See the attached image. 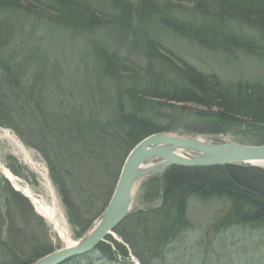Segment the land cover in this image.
Here are the masks:
<instances>
[{"label":"rangeland","instance_id":"1","mask_svg":"<svg viewBox=\"0 0 264 264\" xmlns=\"http://www.w3.org/2000/svg\"><path fill=\"white\" fill-rule=\"evenodd\" d=\"M156 1L158 4L152 5L151 9H158V16L144 18L143 13L140 16L134 13L131 20L123 12H116V9L100 4L102 13L98 26L87 20L73 21L67 15L61 17L59 12L51 9L49 1L8 0L10 6L3 7L0 4V21L9 26L3 37L5 41L2 39L3 42L0 43L3 64V70L0 65V80L15 78L20 80V85L37 86L33 91L42 95L40 105L44 115H47L45 118H48V130L65 128L67 120L81 124L85 122L82 127L89 128L93 127L94 123L89 125L92 120L113 124L121 113H131L152 120L156 127L164 129L161 132L176 136L200 135L203 141L216 143V140L204 136L207 133L190 130L197 127V123L193 121L194 111L196 114L208 111L207 108L170 100L183 92L179 75L171 67V63L177 67H183L186 63L205 76L214 75L225 88H232L237 83L257 86V83L264 80V30L230 19L231 21H226L230 33L239 36V42L243 36L252 44L249 46L243 41L244 45L241 46L224 47L220 42L224 34H221L218 25L214 24L215 31L210 28L217 10L215 3L210 4V0H205L206 4L204 0ZM86 14L88 13L85 12V16ZM240 15L250 18L256 16L251 11ZM210 19V22L207 21ZM183 24L182 27L178 26ZM147 43L157 46L164 57L171 61L170 65L163 67L159 62H150L146 53L150 52L151 47L146 46ZM6 65L10 69L8 75H5ZM3 87L2 84L1 89ZM156 93L163 98L151 96ZM21 97L18 96V105L22 103ZM210 112L215 113V109ZM19 116L30 121L27 114L16 109L12 113V118L17 122L15 124H19ZM241 117V122L232 129L215 133L219 137L217 143L224 140L243 144L256 143L257 132H252L245 126L248 116ZM13 131L0 127V164L3 166V169L0 167V240L5 239L3 242L7 244V251L10 248L17 249L14 242L19 240L20 245L24 246V242L32 238L33 234L39 243L49 239L54 249L67 245L66 240L58 236L53 225L36 211L29 197L15 188L14 181L20 186L28 187L47 203H55L70 242H76L99 219L107 205L108 201L104 206L101 202L106 184L111 181L110 176H104L106 161L98 164L100 173L94 175L95 165V171L92 170L94 173H90L87 178L74 166H71L72 169L64 168L61 176L67 183L57 185L52 181L42 155L24 144ZM256 144L259 145L258 142ZM61 146L65 151H71V143L65 141L64 137L55 145L57 149ZM221 165L264 170L263 166L249 162ZM5 170L14 180L4 174ZM165 171L139 181L129 207V217L119 223H122L124 229H134L139 233L148 230L150 218H147L146 224L143 223V218L146 217L145 213H150L152 208L161 204ZM70 175L72 179L69 180ZM98 176L102 177V184L99 183ZM1 177L8 181L10 188L28 200L33 212L42 220L28 215V208L23 200L21 201L25 206L20 208L14 205L15 200H20L9 194L11 189L4 185ZM62 194L67 195L64 198ZM231 198L234 199L233 194H219L215 190L205 196L190 193L185 199L184 218L181 222L183 226L178 229V233L170 239H167L169 236L166 237L163 244L151 246L158 257L147 259L150 254L148 246H144V243L140 245V249L146 252L142 257L147 259V264H264V215L258 220L260 222L246 220L250 216L248 211L245 208L232 209ZM65 200L71 204V211L81 225L80 228L89 222L79 238L75 235L79 227L69 221V209ZM28 218L34 222L33 227L27 224ZM127 247V256L118 259L119 261L110 260L108 253L94 247L62 264L140 262L132 249ZM12 259L0 247V264H12Z\"/></svg>","mask_w":264,"mask_h":264},{"label":"trees","instance_id":"2","mask_svg":"<svg viewBox=\"0 0 264 264\" xmlns=\"http://www.w3.org/2000/svg\"><path fill=\"white\" fill-rule=\"evenodd\" d=\"M44 1H49L51 9L56 13L59 12L61 17L67 15L68 18L76 22L87 20L94 23L95 26H98L99 16L102 13V9L99 7L100 4L112 7L116 9V12H123L128 20H131L134 13L139 14V16L143 13L144 18L158 16V9L155 11L151 9L152 5L158 4L156 0ZM206 3L204 0V4ZM209 3H215L217 10L212 17V21L211 19L207 21L213 23L210 28L213 29L214 24L215 26L217 24L221 30V34H224V38L222 37L220 40L221 45L224 47L227 45L233 47L237 45L241 46L244 45L243 41L247 42L249 46L252 44L250 40L243 36L242 38L245 40L241 39L239 42V36L230 33L226 21L237 19V22H244L248 26L258 29L261 27L264 30V0H210ZM0 4H3V7L10 6L8 0H0ZM222 10L224 11L223 13ZM246 11H251V14L254 16L255 13L256 16L250 18L244 16L245 14L240 15ZM85 12L88 13L86 16ZM202 13L204 14V12ZM224 17L229 20L224 19ZM174 23L176 22L174 21ZM178 26L182 27L184 24ZM8 27L5 26V22L0 21V43L3 42V37H5ZM191 28L189 27V29ZM213 31L215 30L213 29ZM149 45L151 50L146 53L149 57L148 60L153 63L159 62L163 67L167 66V64L169 66L171 61L164 57L157 46L153 47L152 43H147L146 46ZM0 65L3 70L1 55ZM171 65H173L171 67L179 75L183 92L181 95L174 96L170 100L188 102L192 105L205 107L208 109L205 112L215 109V115L210 117H199L194 111L193 121L197 123V127L190 129L191 131L196 133H224L232 129L233 126L238 125L241 122V116H248L247 119L249 120L245 122V126L252 132H257L255 133L256 143L262 144L264 142V80L257 83V86L237 83L232 88H225L223 85L221 86L214 75L205 76L186 63L183 64V67H177L172 63ZM4 70L5 75H8L10 71L8 65L4 67ZM1 73L3 74L2 71ZM35 83L37 82L35 81ZM2 84L4 87L1 89ZM20 84V80L15 78L14 80L10 78L0 80V127L14 130L13 132L16 133L24 144L36 149L42 155L48 166L51 179L57 185L67 183L64 177L61 176L64 168L74 166L79 172L84 173L86 175L84 177L87 178L95 170L94 175L100 173L98 172L100 169H97L99 167L98 164L101 165L103 160L106 161L103 172H105V177L106 175L107 177H111V181L110 184H106L105 194L101 201L103 206L111 196L120 168L129 150L145 136L164 130L156 127L152 120L131 113H121L113 124L92 120L89 125L94 123L93 127L84 126L86 127L84 128L82 126L85 122L81 124L78 121L67 120L65 128L53 131L48 130L46 124L48 118H45L47 115H44V111H42V106L40 105L42 103V95L39 92L33 91V88H37V86L34 84L32 87H27ZM259 91L262 93H259ZM19 95L22 96V103L20 105H18ZM151 96L163 98L157 93ZM15 108L23 114H27L30 121L19 116V124H15L17 122L14 120V117L12 118V113L16 110ZM112 125L113 128H111ZM46 130L48 131L46 132ZM47 137H50V139ZM63 137L65 141L71 143V151H65V148L62 146L59 149L55 147ZM47 139L50 141H47ZM73 155H75V158ZM95 165L97 166L94 170ZM70 176L69 180L72 179V175ZM66 177H69V173L66 174ZM1 179L4 185L10 188L8 181L3 177ZM98 180L102 184V177L98 176ZM162 183L163 193L160 198V206L152 208L150 213H145L146 217L143 218L144 224L147 223V218H150L147 226L148 230L142 233L134 229L128 231L122 227L121 223L113 230L121 241H118L111 235H107L104 241H101L96 246L100 251L108 253L110 260L119 261L118 259L127 256V246H129V249H132L133 254L140 260L141 264H147V259L158 257L151 246L155 245L156 247V244H163L165 240L170 239L174 234L178 233V229L181 228V222L184 218L185 199H187L190 193L198 194L199 196H205L214 190L219 194L231 193L234 198L230 199L233 202L232 209L238 208L241 210L245 208L250 214L249 219L246 220L260 222L258 220H261L263 218L261 216L264 215V170L262 169L239 165H215L192 168L170 166L165 171ZM10 189L9 194L14 199L20 200V202L15 200L14 205H18L20 208L22 205H26L28 215L36 219L37 216L29 205L28 200L18 191ZM66 195L62 194L64 198ZM21 200L24 201L25 205L22 204ZM64 203H66L69 209V221L74 226L79 227V231L75 234L79 238L88 227L89 222L80 228L81 225L71 211V204H68L66 200ZM236 214L238 215V213ZM37 218L42 220L40 217ZM27 224L33 227L34 222L28 218ZM166 237L168 238L165 239ZM3 241L5 239L0 240L1 250L4 254H8L9 257L13 258L11 260L12 264H30L55 248L49 239L39 243L34 234L32 238L24 242V246L20 245V240L14 242L17 249L10 248L9 251L13 249L11 252L6 250L5 246L7 244ZM142 243H144V246H148L149 250L147 251L150 252L147 259L142 257V254L146 253L140 249Z\"/></svg>","mask_w":264,"mask_h":264},{"label":"water","instance_id":"3","mask_svg":"<svg viewBox=\"0 0 264 264\" xmlns=\"http://www.w3.org/2000/svg\"><path fill=\"white\" fill-rule=\"evenodd\" d=\"M196 114L199 117H205L215 113L202 111ZM214 134L207 133L204 136L216 140V143L203 141L200 135L176 136L161 131L145 136L127 153L113 192L95 225L93 223L89 230L70 246L54 249L31 264H62L73 256L92 250L108 234L114 236V228L129 213L134 195L133 189L135 191L139 181L154 174H161L170 166L206 167L236 162L264 161V142L259 145L225 140L217 143L219 137ZM176 149H180L183 154H176L174 152ZM146 162L156 163L160 169L146 175L147 173L141 169ZM0 167L3 169L1 164Z\"/></svg>","mask_w":264,"mask_h":264},{"label":"bare ground","instance_id":"4","mask_svg":"<svg viewBox=\"0 0 264 264\" xmlns=\"http://www.w3.org/2000/svg\"><path fill=\"white\" fill-rule=\"evenodd\" d=\"M174 152L176 154H178V155H182L183 154V152L180 151V149H176V150H174ZM255 163L264 167V161H255ZM141 169L147 173L146 175H148V174L154 173L155 171H158L160 169V167H157L156 163L146 162V163H144L141 166ZM4 174L9 179L14 180L13 176L8 171L5 170ZM12 182H13L15 188H17L18 190H22L23 193L27 197H29V199L32 201L33 205L35 206L36 211L42 217H44L46 220H48L51 225H53V227L56 230L58 236L61 239L66 240L67 245L70 246L72 244V242H70L69 236L67 235V232H66L65 228L63 227V225L61 223L62 219H61V216H60L59 212L57 211L55 203L54 204H49L43 198L38 197L37 195H35L31 191V189H29L28 187L20 186L18 182H14V181H12ZM133 192H134V189H133ZM126 217L127 216H125L124 219ZM94 225H95V223H94Z\"/></svg>","mask_w":264,"mask_h":264}]
</instances>
